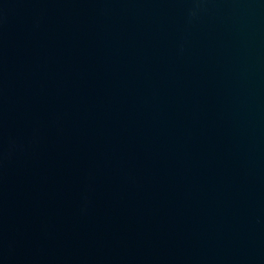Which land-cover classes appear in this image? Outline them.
<instances>
[{
	"label": "water",
	"instance_id": "1",
	"mask_svg": "<svg viewBox=\"0 0 264 264\" xmlns=\"http://www.w3.org/2000/svg\"><path fill=\"white\" fill-rule=\"evenodd\" d=\"M0 264H264V0H0Z\"/></svg>",
	"mask_w": 264,
	"mask_h": 264
}]
</instances>
